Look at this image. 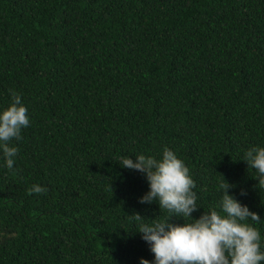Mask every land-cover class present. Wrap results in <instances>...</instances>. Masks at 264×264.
<instances>
[{
	"label": "trees",
	"instance_id": "1",
	"mask_svg": "<svg viewBox=\"0 0 264 264\" xmlns=\"http://www.w3.org/2000/svg\"><path fill=\"white\" fill-rule=\"evenodd\" d=\"M10 89L30 123L13 168L0 157V264L151 259L131 215L167 210L140 203L144 175L117 160L164 146L195 181L193 216L224 178L264 234L242 160L264 145V0H0V106Z\"/></svg>",
	"mask_w": 264,
	"mask_h": 264
},
{
	"label": "clouds",
	"instance_id": "2",
	"mask_svg": "<svg viewBox=\"0 0 264 264\" xmlns=\"http://www.w3.org/2000/svg\"><path fill=\"white\" fill-rule=\"evenodd\" d=\"M10 91V102L0 106V157L12 169L19 150L13 141L22 139L21 131L30 123L27 106L21 95ZM118 158L121 167L141 172L148 184L138 197L140 203L156 202L164 216L154 218L132 214L137 221L151 259L141 256L139 264H264V234L253 224L259 215L229 191L233 187L224 178L219 182L216 205L193 216L198 207L195 181L189 167L176 151L168 146L156 154L143 151ZM242 160L255 170L254 178L264 186V145L252 144L243 152ZM29 193H43L46 186L33 183ZM246 191L241 190V195ZM173 217L182 222H174Z\"/></svg>",
	"mask_w": 264,
	"mask_h": 264
}]
</instances>
